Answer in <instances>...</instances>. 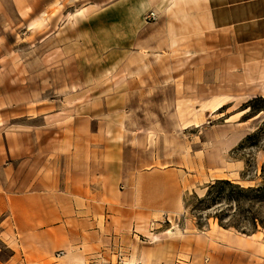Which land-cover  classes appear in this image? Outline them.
I'll return each instance as SVG.
<instances>
[{"label": "rangeland", "instance_id": "rangeland-1", "mask_svg": "<svg viewBox=\"0 0 264 264\" xmlns=\"http://www.w3.org/2000/svg\"><path fill=\"white\" fill-rule=\"evenodd\" d=\"M151 12L146 0H0V124L66 126L81 141L43 198L23 178L10 218L2 204L0 264H128L154 245L171 251L162 264H264V192L207 197L217 181L264 182V48L197 37L133 50Z\"/></svg>", "mask_w": 264, "mask_h": 264}, {"label": "crops", "instance_id": "crops-1", "mask_svg": "<svg viewBox=\"0 0 264 264\" xmlns=\"http://www.w3.org/2000/svg\"><path fill=\"white\" fill-rule=\"evenodd\" d=\"M146 1L157 18L155 23L146 24L137 30L133 50H147L151 46L155 47L152 48L153 53L172 51L183 47V44L188 46L197 37H216L219 43L227 44L232 51L264 48V0ZM149 30H154L153 36L147 34ZM262 90L264 91V86ZM40 115L45 121L49 119L50 111ZM14 122L11 119L9 124H0V215L3 211L2 204H7L5 210L9 218V203L17 201L18 180L26 179L24 188H29L32 192L28 197L43 198L44 194L40 195L39 191L46 185L49 186L48 179H56L51 171H57L56 166L63 157L65 147H75L81 142L75 135L73 138H66V126H47L45 123L41 126H17ZM46 128H51L50 133L40 141L37 131ZM105 189V193L110 194L108 188ZM34 190L37 196L34 195ZM64 194L66 191L61 194L65 202L67 196L64 197ZM60 219L65 223V218ZM1 221L3 222V218ZM43 225L47 226L48 223L43 222ZM127 253L130 254V251ZM141 253L149 264H162L171 260V251L161 245H154L148 251L138 250L135 258Z\"/></svg>", "mask_w": 264, "mask_h": 264}, {"label": "trees", "instance_id": "trees-1", "mask_svg": "<svg viewBox=\"0 0 264 264\" xmlns=\"http://www.w3.org/2000/svg\"><path fill=\"white\" fill-rule=\"evenodd\" d=\"M257 98L253 99V100H256ZM251 100V101H253ZM250 101V102H251ZM263 172H264V168H263ZM218 185H222V186H227L228 188H230L232 191L235 192L236 194V198L233 199L234 203L237 204L238 203V197L241 198V196L245 195V194H249V193H252V192H255L256 194H261L262 192H264V182L261 186L257 187V188H248V189H244V188H240L239 186L237 185H233L231 183H229L228 181H217L214 185H212L210 188H209V191L207 193V197L210 196L212 190L217 187ZM223 190V189H221ZM220 194V193H219ZM218 197V196H217ZM255 221H254V225H255Z\"/></svg>", "mask_w": 264, "mask_h": 264}, {"label": "bare ground", "instance_id": "bare-ground-1", "mask_svg": "<svg viewBox=\"0 0 264 264\" xmlns=\"http://www.w3.org/2000/svg\"><path fill=\"white\" fill-rule=\"evenodd\" d=\"M250 100L248 99V100H246L244 103H248ZM221 107V106H220ZM219 107V108H220ZM219 108H217V109H219ZM247 112V109L246 110H243V111H241L239 114H245ZM166 233H168V232H166ZM163 235H166V234H163ZM163 235H161V236H163ZM162 238H164V237H162ZM161 239V238H160ZM261 247V246H260ZM263 247V246H262ZM263 249V248H262ZM261 249V250H262ZM262 251H264V250H262ZM262 253V252H261ZM128 264H149L148 262H147V260H146V258H145V256H144V254L143 253H141L140 254V257L137 259V260H135V259H132V260H130L129 262H128Z\"/></svg>", "mask_w": 264, "mask_h": 264}, {"label": "built area", "instance_id": "built-area-1", "mask_svg": "<svg viewBox=\"0 0 264 264\" xmlns=\"http://www.w3.org/2000/svg\"><path fill=\"white\" fill-rule=\"evenodd\" d=\"M156 17L155 13H150L149 16H148V19H154Z\"/></svg>", "mask_w": 264, "mask_h": 264}]
</instances>
